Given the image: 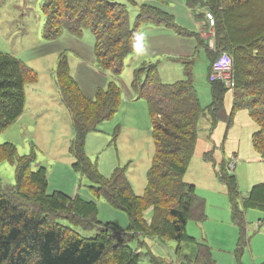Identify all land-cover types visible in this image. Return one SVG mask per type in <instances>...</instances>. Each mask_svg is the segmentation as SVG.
I'll return each mask as SVG.
<instances>
[{
	"label": "rangeland",
	"instance_id": "1",
	"mask_svg": "<svg viewBox=\"0 0 264 264\" xmlns=\"http://www.w3.org/2000/svg\"><path fill=\"white\" fill-rule=\"evenodd\" d=\"M116 1L124 7H112L104 0H0V51L19 59L38 76L37 83L25 88L24 113L0 134V142L14 144L17 155L32 156L36 170L45 168L49 192L62 191L72 197L94 201L98 220L104 224L113 223L124 232L102 224L92 225L86 220H83L84 226L91 228H73L87 237L105 232L112 238L109 245L113 242L130 244L133 250L142 253L138 264H186L188 260L192 264L197 256L198 243H206L210 247L216 264H264V209L245 208L243 203L253 186L264 183V157L252 143L259 126L251 117L249 107L261 115L264 127L263 38L257 41L261 49L259 54H255L259 55L257 58L252 59L251 51L244 55L227 50L234 57V89L226 91V114L216 119L215 126L208 112L199 120L197 146L185 181L194 184L197 195L205 200L206 220L188 221L186 232L192 239L178 243L170 239L150 240L132 232L124 234L131 221L128 215L114 208L104 197H97L91 180L74 167L76 160L70 148L75 139V127L71 111L63 104L57 89L56 72L61 59L67 60L71 76L86 97L92 100L109 84L115 83L118 87L121 104L117 113L111 120L100 122L96 132L87 134L84 151L104 176H111L117 167L123 169L137 195H142L147 186L155 146L153 119L147 100L140 98V87L133 86L135 77L141 84L147 80L149 69L154 68L155 74L149 83L159 77L164 83L172 84L187 79L185 69L191 62L192 81L202 108L206 109L212 103L210 68L214 58L222 52L216 43L214 49H209L208 45L206 52L200 46V39L207 40L213 31L206 18L210 10L205 7L193 10L187 5V0ZM255 1L260 4L257 2L262 0ZM45 2L67 8L82 18L85 24L82 34L78 31L79 24H76L77 34L64 29L58 37H48L46 29L64 25L67 16L65 13L61 14L62 17L56 15L55 21L51 22L43 11ZM126 11L129 26L136 27L137 43L124 57L121 71L116 74L112 69L99 66L97 61L96 44L102 36L98 27L113 30L103 36V41L126 34ZM216 19L215 16V26ZM68 22L74 23L72 15ZM215 33L214 28L213 36ZM250 59L253 63H249ZM74 94L76 96L72 91ZM235 98L241 106L234 112ZM79 102L75 110L78 111L79 107L80 111H85L87 107L90 112L84 122L90 124L96 119L93 112L96 108ZM211 156L212 159H206ZM232 164L234 169L230 170ZM15 166L10 162L0 163V181L6 187H0V190L26 207L27 201L31 202L29 194L33 191V182L26 180L23 187H13L16 185ZM223 168L236 176L240 192L235 203L244 212L247 240L240 251L241 230L234 220L228 188L216 176V172ZM152 210L146 211L148 222L152 219ZM119 256H108L105 262H127V259L122 260L126 257Z\"/></svg>",
	"mask_w": 264,
	"mask_h": 264
},
{
	"label": "trees",
	"instance_id": "2",
	"mask_svg": "<svg viewBox=\"0 0 264 264\" xmlns=\"http://www.w3.org/2000/svg\"><path fill=\"white\" fill-rule=\"evenodd\" d=\"M104 1L118 9L123 6L116 0ZM257 3L260 4H256L255 0H187L191 9L205 7L217 17L215 43L220 52L225 51L232 57V51L244 55L246 51H251L252 59L259 56L255 55L261 50L257 44L260 39H264V0ZM43 11L51 18V22L55 21L56 15L62 17V13L67 16L66 22L70 15L74 21L70 24L64 21V25H56L53 30L46 29L48 37L56 38L64 29L77 34L74 28L76 24H79L80 35L85 28L84 20L67 8L45 2ZM143 11L142 7L141 12ZM126 23V34H118L113 40L108 37L103 41L104 35L113 32L111 29L98 27L102 35L99 38L93 32L98 38L96 56L99 66L112 69L116 74L121 71L124 57L137 43V30L136 27L129 26L128 12ZM255 46L257 47L254 48ZM215 60L216 58L212 61L211 68ZM252 61L250 59L249 63H253ZM189 66L188 63L185 70L187 79L172 84L164 83L159 77L149 83L155 74L154 68L149 69L147 80L141 84L137 76L133 81L134 87H140V98L143 97L148 102L153 119L155 146L147 186L142 195H137L123 169L117 167L111 176H104L90 162L84 151L87 134L96 132L100 122L111 120L117 113L121 104L118 87L111 83L107 89L98 91L96 99L92 100L86 97L71 76L67 60L61 59L59 62L56 72L57 89L63 104L71 111L75 127V139L70 148L76 160L74 167L91 180L97 197H104L110 205L128 215L131 221L124 234L132 232L150 240L170 239L182 243L190 238L186 232L190 219L198 222L206 220V202L197 195L195 185L185 181V175L195 154L199 120L208 112L211 123L215 126L216 119L221 114H226L224 100L226 91L229 90L223 84L209 80L212 103L206 109L202 108ZM37 81L38 76L32 69L14 56L0 51V134L16 123L24 113L25 88ZM72 91L76 96L72 95ZM100 100L104 102L100 103ZM78 101L79 104L85 102L89 106H95L93 112L97 116L90 124L84 122V119L88 120L87 114L90 112L87 107L85 111H80L79 107L78 111L75 110ZM240 104L238 98H235L234 112L240 108ZM249 107L251 117L259 126L252 137V143L256 151L264 157L263 120L259 113ZM206 159L210 160L212 156ZM4 162L16 165V185L13 187H23L24 181L31 180L33 191L29 194L32 196L31 202L27 201L25 207L0 190V264H99L103 261V264H108L105 258L113 254L115 257H126L122 259H127L125 264L139 263L142 253L133 250L130 244L113 242L109 245L111 237L105 232L96 237H87L73 228H91L84 226L83 220H86L92 225L97 223L122 231L113 223L104 224L98 220V208L94 201H86L80 196L72 197L62 191L49 192L45 168H33V157L17 155V148L12 143L0 142V163ZM229 171L223 168L216 172V176L228 188L234 220L241 230L240 251L247 243L246 225L244 212L235 203L240 198L237 179ZM2 185L0 181V187L5 189ZM243 203L245 208L264 209V183L253 186ZM150 208H153V216L148 222L146 211ZM197 245V256L192 264H216L210 247L206 243ZM190 263L188 260L186 264Z\"/></svg>",
	"mask_w": 264,
	"mask_h": 264
},
{
	"label": "built area",
	"instance_id": "3",
	"mask_svg": "<svg viewBox=\"0 0 264 264\" xmlns=\"http://www.w3.org/2000/svg\"><path fill=\"white\" fill-rule=\"evenodd\" d=\"M207 22L213 27V32L215 28V17L210 12L206 15ZM214 35V33H211ZM215 45V36L214 40L209 42V48L214 49ZM212 71L210 74V80L220 81L228 90L234 89V79H233V59L230 54L225 51L222 52L216 60L212 64ZM232 169H234L233 164L231 165Z\"/></svg>",
	"mask_w": 264,
	"mask_h": 264
},
{
	"label": "crops",
	"instance_id": "4",
	"mask_svg": "<svg viewBox=\"0 0 264 264\" xmlns=\"http://www.w3.org/2000/svg\"><path fill=\"white\" fill-rule=\"evenodd\" d=\"M205 29V28H204ZM203 32V31H202ZM205 32V31H204ZM210 33H214L213 31L212 32H210ZM210 35V34H209ZM209 39H210V41H212V40H214V36H213V34H211L209 37H208ZM208 38H207V40L206 39H200V46L202 47V48H204V51L206 52V50H207V46L209 45V42H208ZM203 44H204V46H203ZM210 49V48H209ZM200 54V53H199ZM189 64L191 65V62H189ZM191 69H192V67H191ZM211 69V68H210ZM186 70V69H185ZM192 76H193V72H192ZM209 80H210V78H209ZM194 185V184H193ZM147 219V218H146ZM148 239V238H147Z\"/></svg>",
	"mask_w": 264,
	"mask_h": 264
}]
</instances>
